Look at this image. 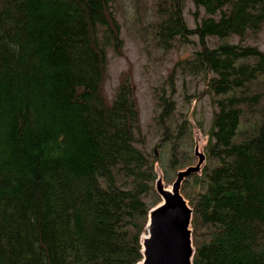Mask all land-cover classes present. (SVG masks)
Segmentation results:
<instances>
[{
  "label": "trees",
  "instance_id": "1",
  "mask_svg": "<svg viewBox=\"0 0 264 264\" xmlns=\"http://www.w3.org/2000/svg\"><path fill=\"white\" fill-rule=\"evenodd\" d=\"M205 16L188 31L181 0H158L154 30L194 34L214 49L191 66L219 94L207 163L181 194L192 210V264H264V53L242 46L264 33V0H191ZM110 0H0V264H138L160 168L188 167L165 141L160 163L144 149L124 76L105 97L107 49L121 48ZM109 41H99V36ZM235 36L239 43H230ZM131 83V86L129 85ZM182 121L172 140L190 127Z\"/></svg>",
  "mask_w": 264,
  "mask_h": 264
},
{
  "label": "rangeland",
  "instance_id": "2",
  "mask_svg": "<svg viewBox=\"0 0 264 264\" xmlns=\"http://www.w3.org/2000/svg\"><path fill=\"white\" fill-rule=\"evenodd\" d=\"M157 3L158 0H110L111 10L120 27L121 48L118 54L113 46L107 49L103 92L107 99L112 100L122 77L130 79L134 84L132 91L139 110L144 149L154 153L160 163H164L166 154H169L164 150L161 128L156 123L159 114L163 113L161 122L169 131L165 141L175 147L172 149L177 156L185 150L190 151L193 158L190 166H194L198 161L194 154L195 146L205 154L206 133L216 111L215 101L221 97L214 92L212 95L207 93V77L194 70L191 62L203 45L211 50L219 41L209 37L202 44L196 35L188 33L172 39L160 38L153 26ZM181 3L183 23L188 31L194 30L205 14L201 8H195L191 0H181ZM237 39L231 36L228 41L239 43ZM99 41L104 43V48L111 44L101 35ZM241 45L257 47L264 53V33H248ZM185 118L191 129L190 137H183V142L189 147L179 151L180 140L173 141L172 138ZM206 163L207 159L201 170ZM156 172L163 178L160 168ZM177 172L169 173V183L163 182L166 189H170ZM190 229L192 231L191 226Z\"/></svg>",
  "mask_w": 264,
  "mask_h": 264
},
{
  "label": "water",
  "instance_id": "3",
  "mask_svg": "<svg viewBox=\"0 0 264 264\" xmlns=\"http://www.w3.org/2000/svg\"><path fill=\"white\" fill-rule=\"evenodd\" d=\"M196 165L180 170L170 189L164 187L161 177L155 182V191L161 201L148 215L146 235L142 240L143 259L138 264H192V210L181 194L183 182L200 172L205 155L195 146Z\"/></svg>",
  "mask_w": 264,
  "mask_h": 264
},
{
  "label": "bare ground",
  "instance_id": "4",
  "mask_svg": "<svg viewBox=\"0 0 264 264\" xmlns=\"http://www.w3.org/2000/svg\"><path fill=\"white\" fill-rule=\"evenodd\" d=\"M146 234L143 235V237L145 236Z\"/></svg>",
  "mask_w": 264,
  "mask_h": 264
}]
</instances>
